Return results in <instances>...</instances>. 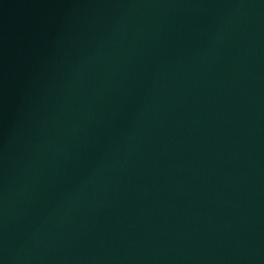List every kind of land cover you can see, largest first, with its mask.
I'll list each match as a JSON object with an SVG mask.
<instances>
[{"label": "water", "instance_id": "water-1", "mask_svg": "<svg viewBox=\"0 0 264 264\" xmlns=\"http://www.w3.org/2000/svg\"><path fill=\"white\" fill-rule=\"evenodd\" d=\"M0 264H264V0H0Z\"/></svg>", "mask_w": 264, "mask_h": 264}]
</instances>
